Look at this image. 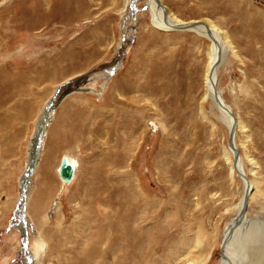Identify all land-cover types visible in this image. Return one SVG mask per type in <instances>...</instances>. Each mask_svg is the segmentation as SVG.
I'll return each mask as SVG.
<instances>
[{"label": "rangeland", "instance_id": "1", "mask_svg": "<svg viewBox=\"0 0 264 264\" xmlns=\"http://www.w3.org/2000/svg\"><path fill=\"white\" fill-rule=\"evenodd\" d=\"M160 2L183 22L214 25L230 48L217 89L241 125L237 150L255 184L247 210L264 247V0ZM210 46L153 27L145 0H0V264H108L111 240L127 235L116 220L129 216L147 244L146 261L132 264H219L242 185L230 177L226 127L204 100ZM43 115L25 231L14 226L20 181ZM65 155L78 165L67 184L57 174ZM252 255L244 264H264Z\"/></svg>", "mask_w": 264, "mask_h": 264}, {"label": "bare ground", "instance_id": "2", "mask_svg": "<svg viewBox=\"0 0 264 264\" xmlns=\"http://www.w3.org/2000/svg\"><path fill=\"white\" fill-rule=\"evenodd\" d=\"M145 2L147 4V9L150 13V23L153 27L160 29L161 31L162 30L166 31V32L179 31V30L194 32L197 35L201 36L202 38L208 39L211 42V46L208 49V56H209L208 68H207V71L204 75L202 91H203L204 98H206L204 100L205 101L208 100V103L212 106V108H214L217 111L218 117H219L218 119H220V121H222L224 123L226 130H227V134H228V131H229L232 123H234V125H235L234 136H233V146L237 151V158L235 159V162H233V153L230 150H228V151L226 150L225 153L228 157V160L230 161V159H231V162L229 165L230 177L235 179V177L237 176L238 179L240 180L241 185H242L241 198L236 205V216L228 224V226L226 227L225 231L222 234V240H221L222 244L220 243V245H221L223 257H221L219 264H244L245 260H247V258H246L247 255L250 257L253 256L252 254H254V255L256 254L257 257L263 256L264 247H262L263 241L261 240V236H260L263 224L260 222V220L254 221V220L249 218L247 208L249 206V203H250V200L252 197L251 194H252V191L254 189L255 184L251 180H249V178H247L246 172L244 169L243 158L240 155L241 153H239V151L237 150L238 145H236V138H237L236 131H237V128L241 127V125L239 124V121H237V119L235 117H233L231 107L227 103L224 102V100L221 96V93H220L221 91H219L217 89L218 70H219L222 62L224 61V59L229 55L230 48L225 44L224 39L221 35V31L219 29H217L214 25L210 24L209 22H207V21L183 22V21L167 14V12L164 10V7H163L162 3L160 2V0H145ZM120 92H122V91H120ZM214 93H215L216 99L218 100L219 104L221 106H223V108L225 110L222 109V107L221 108L218 107V105L214 101V98H213ZM73 97H75V95L70 96L63 103L62 107L65 105L66 102H68ZM117 98L115 97V94H113V93L111 94V100L115 103V105H116V102L121 101ZM123 101L125 104L129 105V101L127 98H126V100H123ZM122 107L119 108L121 113L124 112ZM43 117H45V116L43 115ZM126 117L129 118L127 115L126 116L124 115L122 118L126 119ZM48 118L47 119L45 118L46 122H48ZM43 130H41V133ZM67 147H64V148L67 149ZM29 152H31V150ZM30 156H31V153H30ZM46 156L47 155H45V157ZM45 157L42 159L41 163L39 164L38 174L41 173V170L43 169V165L46 162ZM63 158H65L73 167V172H74L73 176L75 178L76 170L78 167L77 162H75V160H73L71 157L66 156V155ZM63 158H61L60 164H61V161ZM250 161H251L252 165H255V163L252 162V160H250ZM50 162H52V161H50ZM47 164H49V161L47 162ZM60 164L57 166V174H58L59 179L65 184L70 183L73 180V177L68 182L63 180L60 177V175H59ZM27 190H28V187L26 188V194H27ZM24 191H25V189H23L20 192V195L23 194ZM41 193H44V195L42 194L41 198H39V201H35L37 203V207H38L39 211H41L44 207L43 201H46V199H44V197L48 198L50 196L49 193H51V190H49L48 184L46 183V180H45V182L43 181ZM244 195H247L246 196V207H245L244 213L241 215L240 211L242 208ZM31 205H33V204H31ZM34 206H35V204L33 205V207ZM126 210H128V209H126ZM29 213H30L32 219L34 218V220H35V216L33 215V213L31 214V210L29 211ZM121 213L120 212L118 213V217H121ZM134 213H135V211H134ZM128 215H130V214H128ZM129 217H130L129 220H127V219L116 220L117 218L115 219L117 221L116 223L118 224L117 226L115 225L116 232H118L119 234L122 235V231H127V235H124V233H123L124 238H122V236H121L119 239L115 238V239L111 240V245H109V248H111V246H113V247L111 248V250L108 251V249H109L108 248L106 251V258H109V260H110V262L108 264H118V263L113 261V257H116L115 255L117 253H120L122 255V261L120 264H132L133 259L137 256H138V258L141 259V262H143V259H144V261H146L145 257H146L147 244L145 246L142 239L134 237V234H136L135 230L133 228V221H132V217H134V216H129ZM35 223H36V226L38 227V229L40 231V236H42V239H43V235L41 234V232H42L41 230L43 229V225L40 224V227L42 225V227L40 229L39 228V221L35 220ZM108 229L110 230V228H108ZM243 233H244V235H243ZM125 236H126V238H125ZM133 239L134 240L138 239V240L135 241L136 243L134 242V244H133ZM103 246L101 248H103ZM34 249H35V247H34ZM35 250H36L35 252H37V249H35ZM104 252L101 251L102 254ZM103 256H105V254ZM208 258H209V256H207L205 261H207Z\"/></svg>", "mask_w": 264, "mask_h": 264}, {"label": "water", "instance_id": "3", "mask_svg": "<svg viewBox=\"0 0 264 264\" xmlns=\"http://www.w3.org/2000/svg\"><path fill=\"white\" fill-rule=\"evenodd\" d=\"M213 98H214V101L216 102V104L218 105V107H220V108L222 107V109H224L223 106H221L219 104L218 100L216 99L215 93L213 94ZM52 102L53 101L51 100L50 103L46 107V110H45V116L46 117H48L49 110L52 108ZM47 124L48 123L46 122V119H42L41 123L37 125L38 129L36 130L35 134L33 135L32 139H31V146H30L31 147V156H30L29 164L26 167V170H25V172L23 174V177H22V179L20 181L21 188L23 187V189H25V191H24L23 194L20 195L18 212L19 211L21 212L20 205L24 206V203H25L26 188L29 186V178L31 177V175L33 173V170H34V168L36 166L37 159H38L37 157H38L39 152L41 150L40 149V143L42 142V139L44 137V134L41 133V130H43L44 128H47ZM234 130H235V125H234V123H232V125H231V127H230V129L228 131L227 141H226L228 149L233 153V162H235V159L237 158V151H236V149L233 146ZM73 173H74L73 172V167L71 166V164L65 158H63L62 161H61L60 167H59V175H60V177L63 180L68 182V181H70L72 179ZM246 196L247 195H244L242 208H241V211H240L241 215L244 213V210H245V207H246ZM22 209H23V207H22ZM220 257H223L221 247H220Z\"/></svg>", "mask_w": 264, "mask_h": 264}, {"label": "crops", "instance_id": "4", "mask_svg": "<svg viewBox=\"0 0 264 264\" xmlns=\"http://www.w3.org/2000/svg\"><path fill=\"white\" fill-rule=\"evenodd\" d=\"M192 22H197V21H192Z\"/></svg>", "mask_w": 264, "mask_h": 264}]
</instances>
